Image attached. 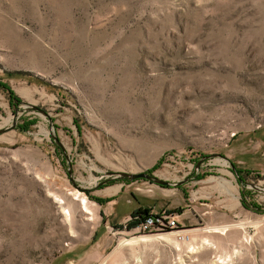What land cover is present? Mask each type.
I'll use <instances>...</instances> for the list:
<instances>
[{
	"label": "rangeland",
	"instance_id": "rangeland-1",
	"mask_svg": "<svg viewBox=\"0 0 264 264\" xmlns=\"http://www.w3.org/2000/svg\"><path fill=\"white\" fill-rule=\"evenodd\" d=\"M0 129V264H264V0H0Z\"/></svg>",
	"mask_w": 264,
	"mask_h": 264
},
{
	"label": "built area",
	"instance_id": "built-area-1",
	"mask_svg": "<svg viewBox=\"0 0 264 264\" xmlns=\"http://www.w3.org/2000/svg\"><path fill=\"white\" fill-rule=\"evenodd\" d=\"M138 220L140 218L136 217ZM140 223L136 227L138 231H159L163 229L176 228L178 223L174 215L167 210L162 212L151 211L148 215L144 216V219H140Z\"/></svg>",
	"mask_w": 264,
	"mask_h": 264
},
{
	"label": "trees",
	"instance_id": "trees-1",
	"mask_svg": "<svg viewBox=\"0 0 264 264\" xmlns=\"http://www.w3.org/2000/svg\"><path fill=\"white\" fill-rule=\"evenodd\" d=\"M1 85H2V86H6V85L3 84V83H2ZM7 90L9 91L10 97H12V98H14L15 100L18 101V99H17V98L15 97V95H14V92H13L10 88H8V87H7ZM233 165L235 166V170H234V172L237 174V177H238L240 183H242V185L244 186L245 181H244L243 176L248 175V174H249V171H248L247 169H241V168H240L239 166H237L235 163H233ZM241 202H242V204H243L244 207L249 208L248 204L246 203V202H247V201H246V192H245L244 187H242V191H241ZM150 210H151V209H150ZM255 210H257V211L259 212V211L261 210V207H260V206H257ZM138 213L141 215V219H144V216L148 215V214L150 213V211H149L148 208H145V209H143L142 212H138ZM134 216H135V215H134ZM134 216H133L132 221L129 223V225H132V224H133V226L135 227L136 224H137L139 221H137L136 219H134ZM135 217H136V216H135ZM139 223H140V222H139Z\"/></svg>",
	"mask_w": 264,
	"mask_h": 264
},
{
	"label": "water",
	"instance_id": "water-1",
	"mask_svg": "<svg viewBox=\"0 0 264 264\" xmlns=\"http://www.w3.org/2000/svg\"><path fill=\"white\" fill-rule=\"evenodd\" d=\"M15 125H13L14 127ZM3 131L0 129V133H2ZM55 141L62 147V143L60 142V140L55 137ZM199 166V165H198ZM231 167H232V170L234 171L235 170V166L233 164H231ZM69 173L71 174L72 173V170L70 169L69 170ZM120 177H127V178H130V179H139V178H146L152 182H155L159 185H162V186H165V185H169L170 183L167 181V180H164V179H161L155 175H151L149 174L148 172H140V173H129V172H120L118 174Z\"/></svg>",
	"mask_w": 264,
	"mask_h": 264
},
{
	"label": "crops",
	"instance_id": "crops-1",
	"mask_svg": "<svg viewBox=\"0 0 264 264\" xmlns=\"http://www.w3.org/2000/svg\"><path fill=\"white\" fill-rule=\"evenodd\" d=\"M241 168V167H240ZM241 191H242V188H240V190L238 191V193L236 194V192H233V194H232V196H233V198L235 199V203L237 204H241V205H243L242 204V202H241ZM119 199V198H118ZM124 199V198H123ZM114 202H117V203H119L117 200L116 201H114ZM142 206V204L139 202V204L136 206V207H141ZM160 205H159V202L156 200H152L151 201V205L149 206L150 208H151V211H154V208H157V207H159ZM135 207V206H134ZM135 207V208H136ZM147 207V205H144L143 206V208H146ZM108 212H109V214H117V213H114V205H112V206H110V208L108 209ZM106 214H108V213H106ZM108 214V215H109Z\"/></svg>",
	"mask_w": 264,
	"mask_h": 264
},
{
	"label": "bare ground",
	"instance_id": "bare-ground-1",
	"mask_svg": "<svg viewBox=\"0 0 264 264\" xmlns=\"http://www.w3.org/2000/svg\"><path fill=\"white\" fill-rule=\"evenodd\" d=\"M74 196H75L74 199L78 200V202L76 204L79 205V206H81L82 207V210L84 212L85 211L88 212V213H91L92 212L91 208L88 205V200L86 199L85 196H80L78 194V192H75L74 193ZM69 213H70L69 210H67V214H69ZM84 230H85V228L83 229V232H84Z\"/></svg>",
	"mask_w": 264,
	"mask_h": 264
}]
</instances>
